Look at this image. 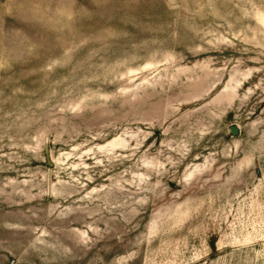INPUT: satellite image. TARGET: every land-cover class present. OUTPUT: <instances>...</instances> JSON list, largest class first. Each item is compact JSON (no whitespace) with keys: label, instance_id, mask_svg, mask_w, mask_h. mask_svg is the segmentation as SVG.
<instances>
[{"label":"rangeland","instance_id":"374dc122","mask_svg":"<svg viewBox=\"0 0 264 264\" xmlns=\"http://www.w3.org/2000/svg\"><path fill=\"white\" fill-rule=\"evenodd\" d=\"M0 264H264V0H0Z\"/></svg>","mask_w":264,"mask_h":264},{"label":"water","instance_id":"95a60500","mask_svg":"<svg viewBox=\"0 0 264 264\" xmlns=\"http://www.w3.org/2000/svg\"><path fill=\"white\" fill-rule=\"evenodd\" d=\"M230 132L233 133V134L237 133L238 132L237 127L235 125H231L230 126Z\"/></svg>","mask_w":264,"mask_h":264}]
</instances>
